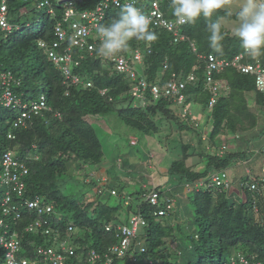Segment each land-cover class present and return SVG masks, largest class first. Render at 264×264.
Instances as JSON below:
<instances>
[{"label": "trees", "instance_id": "obj_1", "mask_svg": "<svg viewBox=\"0 0 264 264\" xmlns=\"http://www.w3.org/2000/svg\"><path fill=\"white\" fill-rule=\"evenodd\" d=\"M99 1L83 0L78 7L81 10L92 9ZM7 2L9 12H14L18 0ZM170 3L171 0H166L162 8L167 18L174 19ZM55 7L57 18H51L47 14L48 20L39 32H24V28L19 26L11 33L0 29V32L6 35L0 40V71L10 72L21 81V86L16 88V91L23 102L36 101L40 94L44 93L49 106V110L43 111L41 116L34 117L26 126L18 128L13 127L14 115L17 112L8 115L9 109L5 111L0 107V113L5 114L0 116V170L3 155L8 151L14 152L18 160L28 168L23 196L20 198L13 194L22 219L14 221L10 217H4L0 206V218L11 223L13 230L22 236V245L26 250H23L24 256H21L33 262H44L34 249L45 245V238H50L59 245L76 247L75 255L67 264H101L99 261H89L90 252L96 250L103 258L106 254L110 255V248L119 244L118 228L129 226L131 217L138 215L146 224L140 227L136 238L132 240V250L124 258L128 262L138 263L144 258L143 264H223L226 259L224 255L232 256L238 252L248 258L255 256L257 260L264 262V206L260 199L262 195L250 192L246 185L243 187L246 197L239 199L230 193L231 190H194L189 200L194 207V224L197 231L188 235L185 232L187 228L181 223H169L161 218L174 207L164 216L158 214L160 210L166 209L167 198L176 197L175 191L162 192L161 188H155L160 193L158 205L144 201V193L149 192L144 187V190L130 195L131 197L121 192L119 197L122 203L112 206L99 199L103 195L102 186L92 184L94 182H91L90 176L85 172V184L82 183L81 186H89L92 192L95 189L96 193L91 200L80 201L72 197L71 193H68L69 190H65L66 181L63 180L74 167L76 170H82L86 165L98 166L104 159L101 139L88 120L92 116H106L115 112L127 126L147 135L160 132L155 121V117L160 114L162 118L178 122L181 130L199 131L195 129L197 126L175 114L171 108V98L154 99L150 95L154 85L162 87L174 75L176 79H185L190 74L196 77L193 83L187 84L185 90L187 106L190 103L198 104L202 110H208L209 121H212V129L207 136L210 147L200 153L206 160V169L195 171L187 167L186 150L191 147L183 146V159L174 161L167 170L168 175L179 180V185L174 190H181L183 195H187L185 191L188 187L193 186L196 181L209 178L210 172L229 170L235 162L244 161L246 153L242 151L227 150L222 156L218 155L215 140L244 130L245 123L249 122L251 117L247 96L252 94L259 102H263L264 95L256 90L252 76L233 67L226 68L215 76L226 82V85L217 104L210 109L208 103L212 93L206 89L205 84L206 61L198 56L203 54L232 59L243 51L239 38L223 26L222 51L215 52L208 42L209 21L201 16L196 21L180 27V32L186 39L178 43L174 42L172 34L168 31L151 27L150 30L158 36L156 41L131 39L128 47L121 53L139 72V78L143 77L148 83L149 93L146 94L143 106L142 101L132 95L133 82L129 76L119 73L114 67V62L109 57L98 55L97 51L93 56L81 55L75 48L71 51L74 61L80 63L79 66L74 65L73 71L83 80H90L93 86L68 87L64 84L62 71L57 69L46 51L39 46V41L51 44L55 39L54 24L60 20L63 6ZM120 10L121 8H110L104 24L117 18ZM225 11L228 10L221 9L218 14L223 15ZM212 19H215V15ZM225 19L237 20L236 14ZM192 43L197 52L193 51ZM137 49L143 52L142 64L134 63L133 54ZM258 57L264 65V50ZM103 89H106L104 95L101 94ZM11 133L15 136L14 139L9 138ZM199 134L198 145L201 147L204 134ZM254 194H258L259 198ZM135 195L137 197L134 204ZM1 199L0 196V205ZM36 201V208H28L25 205V202ZM47 207H52V212L47 213ZM124 207L127 211L125 217L122 215ZM256 207L260 217L255 213ZM35 219L47 220L46 226L51 228V234L47 235L41 231L25 232L26 226ZM177 220L180 221V218ZM69 226L74 227L73 232L68 231ZM107 226L111 229L107 230ZM183 237L188 238V244L183 241ZM170 239L175 242L173 247ZM141 247L144 251L140 250ZM4 256L1 251L0 264H4ZM122 260L123 258L116 259L115 264H123Z\"/></svg>", "mask_w": 264, "mask_h": 264}, {"label": "built area", "instance_id": "obj_2", "mask_svg": "<svg viewBox=\"0 0 264 264\" xmlns=\"http://www.w3.org/2000/svg\"><path fill=\"white\" fill-rule=\"evenodd\" d=\"M24 1L27 2L28 0ZM82 1L83 0H41L37 4L38 9H46L47 14L51 18H57L58 16L55 6H63L61 18L54 24V41L51 44L46 41H39V46L46 51L48 58L54 63L57 69L62 71L64 84L68 87L72 85H83L85 87L93 86L90 80H83L73 71L74 65L79 66L80 63L74 61L71 51L75 48L81 52V55L88 54L93 56L95 54L101 40L97 28L99 25L104 24L107 11L112 7L122 8L125 4L133 3L134 6L140 9L145 15L151 17L150 27L152 29H163L168 31L172 34L175 43L186 39L180 32V27L184 24H178L175 18L169 19L166 17L162 8L166 0H100L94 8L88 10L79 9L78 4ZM9 15L10 12L7 0H1L0 29L4 32L11 33L18 27L15 28L10 22ZM191 46L193 51L197 52V48L193 43ZM133 55L134 63L142 64L144 58L143 52L137 49L134 51ZM198 56L200 59L206 61L205 84L206 89L212 93L208 103L210 109L217 104L221 90L226 85V82L215 78V76L226 68L233 67L243 74L252 76L255 80L256 90L264 94V65L262 60L258 57V54L253 57L243 50L232 59H220L213 55L205 56L203 54H199ZM109 58L114 62L115 69L119 73L128 75L133 82L132 95L138 100H141L142 103L145 102L146 94L149 93L147 92V81L143 77L139 78V72L133 67L123 53L119 52ZM177 78L178 79H176L174 75L173 78L162 87L154 85L150 90V95L154 99L171 98L173 106L178 108L179 115L183 117L184 120L198 127L199 123L195 121L193 112L190 107L187 106L188 99L185 94L187 84L193 83L196 77L190 74L185 79L181 77ZM20 86L21 81L16 79L10 72L0 71V107L9 109L11 112H17L14 115V128L26 126L34 117L41 116L43 111L49 110L47 98L44 93H41L39 99L36 101L30 103L23 102L21 96L16 91V88ZM105 93L106 89L101 90L102 95ZM9 138L14 139L15 136L11 133L9 134ZM206 139L207 136L204 135L203 140ZM131 144L136 145L137 140L133 138ZM225 148L226 147H222L221 151H225ZM261 155L264 162V149L261 151ZM1 166L0 188L4 189L0 205L2 214L4 217H10L12 220L18 221L22 219L23 216L19 211V207L13 200V194H16L20 198L23 196L28 168L18 160L16 154L12 151H8L3 155ZM102 180L105 181L106 178ZM229 185L227 170H221L213 172L207 180L194 182L193 186L188 187V191L205 188L220 191L229 188ZM246 187L250 192L262 194V188H264V165L260 177L257 180L249 182ZM112 194L117 195L116 190H112ZM159 199L160 193L154 189L144 193V201H148L152 205H158ZM166 201V209L160 210L158 212L159 216L166 215L174 206V199L167 198ZM262 201L264 206V197ZM25 205L28 208H36L38 202H25ZM40 212L42 213L43 209L40 210ZM46 212H52V207H47ZM129 224V226H120L118 228L119 233L117 237H119V244L110 248V255L106 254L105 258H103L96 250H92L89 255V261L91 263L99 261L101 264H115L116 259H122L129 255L133 246L132 240L136 238L140 227L145 226L146 223L140 216L133 215ZM46 225L47 220L41 221L35 219L26 226L25 232L39 233L38 231H41L49 235L52 230ZM0 229L4 231V234L0 235V255L1 251L4 252V264H67L76 252L75 247L65 244H61L58 250L50 246L40 245L34 250L43 258L44 262H33L21 256L23 250L26 249L22 245V236L19 232L13 230L11 223L0 218ZM110 229L111 227L107 226V230ZM68 231L73 232L74 227L69 226ZM140 250L144 251L142 247ZM223 264H264V262L257 260L255 256L248 258L246 255L238 252L230 257L229 262Z\"/></svg>", "mask_w": 264, "mask_h": 264}, {"label": "rangeland", "instance_id": "obj_3", "mask_svg": "<svg viewBox=\"0 0 264 264\" xmlns=\"http://www.w3.org/2000/svg\"><path fill=\"white\" fill-rule=\"evenodd\" d=\"M39 1L41 0H28L27 2L24 0H18L16 4L17 7L14 9V12L9 15L10 22L15 28L19 26V28H24V32H39L44 27L45 22L48 20V15L46 9H38L37 4ZM240 3L241 0H227L225 8L223 9L231 11L232 14H236ZM222 24L228 32L234 34V30L238 26V21L224 19ZM5 36V33L2 34L0 32V40ZM141 104L143 106L145 105L144 102ZM189 106L199 123V126L195 127V129L199 131H188L187 129L181 130L177 124L178 122L162 118V115L160 114L155 117L160 132L158 134L147 135L127 126L120 120L115 112L106 116H92L88 118L89 122L97 130V134L103 144L105 156L102 163L98 166L86 165L82 170H76L74 167L67 176L63 177V180L66 181L65 190H69L68 193H71L70 195L72 197L80 201L91 200L92 197L94 198L93 195L96 193L94 192L95 189L92 192L90 191L89 186L86 188L81 186L85 180L83 174V172H85L86 175L90 176L91 182H94L92 184H96L100 187L102 186L101 191L103 195L99 199L112 206L122 203L119 197L121 192L130 196L140 192L143 187L147 190L161 188L162 192L174 191L179 185V180L176 177L168 175L167 170L174 161L183 159V146L186 145L191 147L186 150V166L195 169V171L205 170L206 160L200 155L201 151H203V147L202 145L201 147L198 145V140H200L198 134L201 132L202 134L209 136L212 129V121H209L210 114L208 110H202L196 103H190ZM171 108L174 110L175 114L177 113V116H180L178 108L173 105ZM2 109L5 111L8 110L5 108ZM9 111H7L8 115L11 114V111ZM0 114V116H5L3 112ZM245 127L246 126L244 125V128ZM242 134L245 135V132ZM133 138L137 140L135 146L131 144ZM229 138L228 151H231L233 149L234 139L231 137ZM220 139L217 138L215 140L217 146L222 143V140ZM243 142H246L248 150H251L253 146L252 144L254 143V146H256L260 143V139H243ZM205 144L206 143H204V145ZM251 165L252 164L249 165L250 168ZM236 166L237 164H233L229 170L232 172ZM210 173L209 177L213 172ZM103 178H106V180L103 181ZM207 179L209 178L207 177L206 180ZM112 190H116L118 194L112 196ZM3 191L4 189L0 188L1 197ZM179 191L182 197L180 195L176 197L173 206L174 209L165 217L161 218H163L165 222L181 223L183 227L187 228L185 232L190 235L197 231V227L194 224V207L189 200V198H192L193 193L189 194L186 190L185 193L188 194L183 195V192L181 190ZM72 193H74V195ZM136 197V195L133 197L134 204L136 203ZM258 212L255 211L256 215L260 217ZM122 215L123 217L127 215L125 207L123 208ZM178 218H180V221L177 220ZM3 234L4 231H1L0 235ZM182 239L188 244V238L183 237ZM45 240L46 246H50L55 250L59 249L60 245L58 243L50 238H45ZM169 241L171 247H173L175 244L174 240L170 239ZM224 257H226L224 263L230 261L231 256L224 255ZM143 259L138 261V263L128 262L127 259H123L122 262L123 264H143Z\"/></svg>", "mask_w": 264, "mask_h": 264}, {"label": "clouds", "instance_id": "obj_4", "mask_svg": "<svg viewBox=\"0 0 264 264\" xmlns=\"http://www.w3.org/2000/svg\"><path fill=\"white\" fill-rule=\"evenodd\" d=\"M226 2L227 0H171L170 7L178 24L194 22L201 16L207 19L209 47L220 53L224 38L222 21L232 15L231 11L218 14L219 10L225 8ZM214 15L215 19H212ZM236 18L238 26L234 35L239 38L245 53L255 57L264 50V0H241ZM150 25L151 17L133 3L123 5L117 18L98 26L97 32L101 40L97 54L102 57L116 55L126 49L133 38L138 41H156L158 36L150 30Z\"/></svg>", "mask_w": 264, "mask_h": 264}, {"label": "crops", "instance_id": "obj_5", "mask_svg": "<svg viewBox=\"0 0 264 264\" xmlns=\"http://www.w3.org/2000/svg\"><path fill=\"white\" fill-rule=\"evenodd\" d=\"M222 91L223 90H221V92ZM247 99H248L247 100L248 106L251 111V117L249 119V122L245 123L246 127L244 128V130L236 131V133L234 134L231 135L228 134L224 136L223 138L220 139L222 140V143L219 146L215 144L217 154L222 156L225 153V151L229 150L228 140H230L229 137H231L234 139L233 149L231 151L234 152L242 151L246 153L243 158L244 161L241 160L234 163L237 164V166L232 170V172L231 170H227L228 180L230 185L229 188H226L225 190H228V192L231 190L230 193L238 199L246 197V193L243 190V187L247 185L249 182L257 180L260 177L262 173V167L264 165L263 157L261 155V151L264 149V99L263 102H259L257 98L252 94L248 95ZM194 119L196 122H198L196 118ZM244 132L245 135L242 134ZM243 139L246 140L260 139V143H258L256 146H254L253 143L251 150H248L247 143L243 142ZM204 143L206 144L204 145ZM210 144L211 143L209 142L208 139L204 140L202 143L203 151L205 150V148L209 149ZM222 147H226L225 151H221ZM250 164H252L251 168L249 167ZM174 191L177 194V195L175 194L176 197H178L181 194L179 190L178 191L174 190ZM195 191H199V190H195ZM192 192H194V190L188 191L189 194ZM254 195L255 197L259 198V196H257L258 194H254ZM261 195L262 196H260V199L264 197V188H262ZM176 197H173L174 200H176ZM257 209L258 207L255 208V210Z\"/></svg>", "mask_w": 264, "mask_h": 264}]
</instances>
